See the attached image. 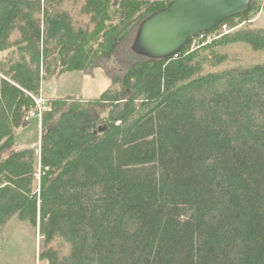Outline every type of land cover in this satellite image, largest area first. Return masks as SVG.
Masks as SVG:
<instances>
[{
	"label": "trees",
	"instance_id": "trees-1",
	"mask_svg": "<svg viewBox=\"0 0 264 264\" xmlns=\"http://www.w3.org/2000/svg\"><path fill=\"white\" fill-rule=\"evenodd\" d=\"M170 1L0 0V264H264V1L133 53ZM54 55L109 85L46 99L37 161L16 130Z\"/></svg>",
	"mask_w": 264,
	"mask_h": 264
},
{
	"label": "water",
	"instance_id": "water-1",
	"mask_svg": "<svg viewBox=\"0 0 264 264\" xmlns=\"http://www.w3.org/2000/svg\"><path fill=\"white\" fill-rule=\"evenodd\" d=\"M250 4L251 0H171L141 21L131 50L150 59L173 56L191 38L247 12Z\"/></svg>",
	"mask_w": 264,
	"mask_h": 264
},
{
	"label": "rangeland",
	"instance_id": "rangeland-1",
	"mask_svg": "<svg viewBox=\"0 0 264 264\" xmlns=\"http://www.w3.org/2000/svg\"><path fill=\"white\" fill-rule=\"evenodd\" d=\"M255 26H264V11L260 12L252 20ZM222 32L226 33L231 31L227 26L221 28ZM196 44L193 42L192 47ZM9 51L0 53V61H2V67L5 66V58L9 56ZM57 57L51 56L47 59L49 65L50 74L47 75L43 81L41 89L42 97L44 100L49 98H60L67 96H80L83 99H94L97 98L109 85V79L105 76L103 71L99 68L95 69L92 75H85L78 71L74 72H63L59 73L61 67L57 62ZM37 121L31 120L29 123L28 130L24 136L25 141L28 139L37 137L36 144L38 143V129ZM38 147V144H37ZM36 174V173H35ZM37 178L34 180V189L37 187ZM36 264H41L36 262Z\"/></svg>",
	"mask_w": 264,
	"mask_h": 264
},
{
	"label": "built area",
	"instance_id": "built-area-1",
	"mask_svg": "<svg viewBox=\"0 0 264 264\" xmlns=\"http://www.w3.org/2000/svg\"><path fill=\"white\" fill-rule=\"evenodd\" d=\"M264 1V0H263ZM176 55V54H175ZM30 97H32L35 105L33 108H31L24 116V121L25 122H30L31 120L35 119L37 121V128H38V147H37V152H36V157L37 161L39 158V146H40V136H41V119H42V113L46 104V100L43 99V97L39 96H34L31 93H27ZM36 174H34L35 179L37 178V187L35 189L36 192L39 191V181H40V175H41V168L39 162L36 165Z\"/></svg>",
	"mask_w": 264,
	"mask_h": 264
},
{
	"label": "crops",
	"instance_id": "crops-1",
	"mask_svg": "<svg viewBox=\"0 0 264 264\" xmlns=\"http://www.w3.org/2000/svg\"><path fill=\"white\" fill-rule=\"evenodd\" d=\"M29 124L25 127H20L16 130V146L18 148H26L29 146H35V141L30 137L27 141H25L24 136L26 135V131L28 130ZM35 138V137H34Z\"/></svg>",
	"mask_w": 264,
	"mask_h": 264
}]
</instances>
